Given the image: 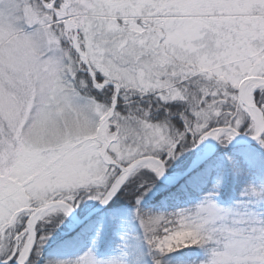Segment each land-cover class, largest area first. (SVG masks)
<instances>
[{
  "label": "snow or ice",
  "instance_id": "1",
  "mask_svg": "<svg viewBox=\"0 0 264 264\" xmlns=\"http://www.w3.org/2000/svg\"><path fill=\"white\" fill-rule=\"evenodd\" d=\"M240 134L264 146V0H0V264H32L37 222L78 189L106 203L185 141ZM141 223L162 253L216 238L207 264H264V220L210 199Z\"/></svg>",
  "mask_w": 264,
  "mask_h": 264
},
{
  "label": "rangeland",
  "instance_id": "2",
  "mask_svg": "<svg viewBox=\"0 0 264 264\" xmlns=\"http://www.w3.org/2000/svg\"><path fill=\"white\" fill-rule=\"evenodd\" d=\"M157 117L163 119L161 114H157ZM250 138H252L251 135L240 134L224 146L232 147L236 141L245 142ZM212 142L213 137L205 138L202 147L199 145L195 159L208 154ZM252 148L238 151L237 156L228 155V153L217 156L209 161L203 170L190 175L188 179L182 181L170 193L164 194L157 202L142 197L130 207L104 211L97 217L95 226L87 233L84 241L71 251L58 255L52 264H61V262L75 264L86 253H89L98 264H157V262L164 264L161 258H156L158 255H166L182 247L192 248L197 245H200L203 251L194 261H189V264H206L210 256L211 244H187L162 253L148 243L141 218L147 215H162L173 222L165 225L171 228L178 213L194 211L205 200L210 199L217 208L229 210L232 215L251 216L257 222L264 220V149L258 146ZM142 169L147 168L138 169L132 177L140 174L139 171ZM230 175L234 178L232 183H238V190L232 196L233 198L222 200L219 190L226 186ZM177 176L179 174H169V180L172 181ZM139 178L143 179L142 175H139ZM143 182L144 180H139L138 183ZM190 188H195V190ZM82 189L91 191L85 187ZM62 214L64 213H53L48 217ZM66 216L71 218L70 212ZM159 234H164L162 229ZM1 254L5 253L0 252V260H4L5 257L3 258ZM152 259H155V263ZM6 264H18V257L7 260ZM43 264L50 263L45 261Z\"/></svg>",
  "mask_w": 264,
  "mask_h": 264
},
{
  "label": "trees",
  "instance_id": "3",
  "mask_svg": "<svg viewBox=\"0 0 264 264\" xmlns=\"http://www.w3.org/2000/svg\"><path fill=\"white\" fill-rule=\"evenodd\" d=\"M93 91H95V89H93ZM170 103L173 104V108L171 110L172 115L168 117V122L175 134L177 131H182V129H179V124L184 123V118L180 113L184 110L185 105L181 101ZM162 117L164 119L163 115ZM186 127L187 125L185 123V128ZM204 142L205 139L202 141L187 140L179 146V150L173 156L167 157L166 152L163 153L166 157L167 173L172 174L184 171L190 162L195 158L199 145H203ZM232 145V147H225L224 144L219 143L215 156L223 155L225 153L237 156L238 151L251 149L246 146H238L234 143ZM139 172L140 174H136L126 182L115 198L106 206V211L119 207H130L135 204L137 199L142 197L150 198L157 202L164 194L170 193L171 188L161 183L159 181V177H157L153 171L149 169H142ZM139 175H142L143 179H140ZM230 176L231 177H228L227 179L226 186H223V188L219 190L220 198L222 200H226V198H233L232 196H234L235 192L238 190V183L235 182V184H233L232 181L234 178L232 175ZM139 180H144V182L139 184ZM190 189L195 190V188ZM90 192L91 191L82 188L78 189L76 192V199L73 203V207L80 216L85 215L98 203V200L91 198ZM26 219V217H20L17 220L16 225L13 226L14 230L23 228L25 226ZM71 221V218L62 214L52 215L41 220L37 224V241L30 256L32 264H43L45 261L52 264V262H55L54 259L58 255L65 254L66 252L74 249L78 244L84 241L87 233L93 229L97 222V217L85 222L77 229H74L75 223L72 221V224L70 223ZM202 251L203 250L200 245L192 248L182 247L172 253L158 255L156 258H161L164 264H189V261H194L196 257L201 255ZM2 257L4 258L5 254L2 255ZM154 260L152 259V261Z\"/></svg>",
  "mask_w": 264,
  "mask_h": 264
},
{
  "label": "water",
  "instance_id": "4",
  "mask_svg": "<svg viewBox=\"0 0 264 264\" xmlns=\"http://www.w3.org/2000/svg\"><path fill=\"white\" fill-rule=\"evenodd\" d=\"M216 144H217V139L214 138L212 150L208 154H206V155L202 156L201 158H199L198 161L195 164L190 166L185 172L180 174V176L178 178H176L175 180H173V181H168L167 180L168 176H167V172H166V168H165L164 174L162 176H159V181L164 183V184H167L169 186H174V185L178 184L180 181L185 179L189 174H191L194 170H196L202 163H204L215 152ZM129 177H128V179H129ZM119 190L106 203H102L101 201H99L98 204L95 205L84 217H80L77 214V212L74 210V208L72 207L70 213L72 215L73 220L77 224V227H74V229H77L78 227L82 226L86 221L90 220L93 216H95L98 213H100L107 206V204L117 195ZM36 240H37V235H36ZM36 240L34 242L33 249L35 247ZM33 249H32V251H33ZM32 251L30 252V255H31Z\"/></svg>",
  "mask_w": 264,
  "mask_h": 264
},
{
  "label": "bare ground",
  "instance_id": "5",
  "mask_svg": "<svg viewBox=\"0 0 264 264\" xmlns=\"http://www.w3.org/2000/svg\"><path fill=\"white\" fill-rule=\"evenodd\" d=\"M250 142H251V143H250ZM219 143H220V141L217 140V144H219ZM203 144H204V143H203ZM256 144H259L258 141H257L256 139L254 140V138L252 137V138H250L249 140L245 141V143L243 144V146H246V147H249V148H250V147H252V146H254V145H256ZM197 161H198V159H195V158H194V159L190 162V164L188 165V167L184 170V172H185L190 166H192L193 164H195ZM206 165H207V163H205V162L202 163V164H201L196 170H194L193 172H198V171H200V170H203L204 167H205ZM179 176H180V175H179ZM179 176H177L176 178H178ZM176 178H175V179H176ZM129 179H130V178H129ZM129 179H127V181H128ZM169 179H170V178H169V176H168L167 180L170 181ZM175 179H174V180H175ZM127 181H126V182H127ZM126 182H125V184H126ZM161 183H162V182H161ZM125 184H124V185H125ZM124 185H123V186H124ZM123 186H122V187H123ZM122 187H121V188H122ZM120 190H121V189H120ZM120 190H119V191H120ZM114 198H115V197H114ZM114 198H113V199H114ZM113 199H112V200H113ZM112 200H111V201H112ZM111 201H110V202H111ZM110 202H109V203H110ZM109 203H108V204H109ZM108 204H107V205H108ZM74 210L76 211L75 208H74ZM88 212H89V211H88ZM88 212H87V213H88ZM77 214H78V213H77Z\"/></svg>",
  "mask_w": 264,
  "mask_h": 264
},
{
  "label": "clouds",
  "instance_id": "6",
  "mask_svg": "<svg viewBox=\"0 0 264 264\" xmlns=\"http://www.w3.org/2000/svg\"><path fill=\"white\" fill-rule=\"evenodd\" d=\"M204 244H211L210 256H209L208 260L206 261V264H207V262L211 260L212 249L214 247H216V238H213L212 240H206Z\"/></svg>",
  "mask_w": 264,
  "mask_h": 264
}]
</instances>
